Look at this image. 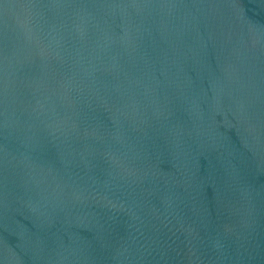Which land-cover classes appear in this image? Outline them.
<instances>
[{
	"label": "water",
	"instance_id": "95a60500",
	"mask_svg": "<svg viewBox=\"0 0 264 264\" xmlns=\"http://www.w3.org/2000/svg\"><path fill=\"white\" fill-rule=\"evenodd\" d=\"M0 264H264V0H0Z\"/></svg>",
	"mask_w": 264,
	"mask_h": 264
}]
</instances>
